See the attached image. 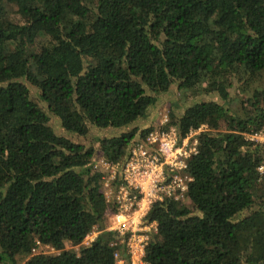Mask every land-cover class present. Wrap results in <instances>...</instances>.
<instances>
[{"label":"trees","instance_id":"trees-1","mask_svg":"<svg viewBox=\"0 0 264 264\" xmlns=\"http://www.w3.org/2000/svg\"><path fill=\"white\" fill-rule=\"evenodd\" d=\"M172 87L201 97L166 126L203 128L184 200L145 215L144 264H264V148L244 137L264 121V0H0V264H115L92 166L119 171Z\"/></svg>","mask_w":264,"mask_h":264},{"label":"built area","instance_id":"built-area-1","mask_svg":"<svg viewBox=\"0 0 264 264\" xmlns=\"http://www.w3.org/2000/svg\"><path fill=\"white\" fill-rule=\"evenodd\" d=\"M261 112L264 115V105ZM166 122L164 114L142 141L131 146L119 171L116 163L101 159L92 166L101 174L104 202L113 208L103 230L113 231L120 238V249L112 254L115 264H144L142 259L148 234L155 232V224L145 221L150 205L164 198L184 200L191 180L185 173L186 160L196 153L195 136L203 127L189 130L184 137L178 138L175 129L166 126ZM244 137L264 148V121L257 132ZM256 170L258 173L264 171V161ZM95 235L93 228L84 238L87 240L85 245Z\"/></svg>","mask_w":264,"mask_h":264},{"label":"rangeland","instance_id":"rangeland-1","mask_svg":"<svg viewBox=\"0 0 264 264\" xmlns=\"http://www.w3.org/2000/svg\"><path fill=\"white\" fill-rule=\"evenodd\" d=\"M12 19H14L15 21L17 20V17L12 15ZM229 93V98L230 101L228 104V108L231 109L232 111L236 112L237 114H240V100L243 98L241 95V93L238 92L237 90V86L234 84V86L232 88H230L228 90ZM201 96L199 95H191L188 93H184L181 94L180 92L176 91L173 87L170 88V90L167 93H164L162 95L159 96L158 98V104L152 108L150 114H148V118L147 121H145L143 124L147 127L152 126L154 123H156V121L160 118H162V116L165 114V112H167V109L169 107L170 104L175 103L173 105H176L178 107H183L187 104H191L194 101H197ZM113 134L112 130H103V131H90L89 136L91 137H100L101 135H105V136H109ZM103 193V191H101V194ZM90 237V236H89ZM87 240L81 242L80 245H85V242ZM77 246H70L67 243L64 244L63 246V250L66 252H70V253H77ZM39 253L42 254H54L57 252L52 251L49 248H45L43 247L42 249L38 250Z\"/></svg>","mask_w":264,"mask_h":264}]
</instances>
